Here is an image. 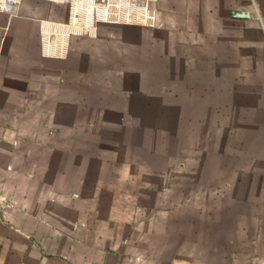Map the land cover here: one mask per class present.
<instances>
[{"label": "rangeland", "instance_id": "1", "mask_svg": "<svg viewBox=\"0 0 264 264\" xmlns=\"http://www.w3.org/2000/svg\"><path fill=\"white\" fill-rule=\"evenodd\" d=\"M138 1L151 24L67 34L59 92L14 107V127L60 146L30 161L156 213L174 231L160 261L264 264V42L228 19L235 0Z\"/></svg>", "mask_w": 264, "mask_h": 264}, {"label": "crops", "instance_id": "2", "mask_svg": "<svg viewBox=\"0 0 264 264\" xmlns=\"http://www.w3.org/2000/svg\"><path fill=\"white\" fill-rule=\"evenodd\" d=\"M61 5L59 0H20L15 16L0 11V264H189L182 258L158 260L157 249H172L174 231L158 226L156 213H127L124 196L87 192L84 180L66 176L57 160L30 161L33 153L61 152L59 145L47 150L45 136L14 127V107L44 106L49 91L59 92L62 45L77 36L64 35L69 7L63 16L52 11L64 9ZM231 12L248 17L233 18ZM228 19L264 42V0H235ZM58 100L54 96L53 102ZM66 166L77 169L74 162ZM48 170L57 176L47 178ZM163 240L169 243L157 246Z\"/></svg>", "mask_w": 264, "mask_h": 264}, {"label": "built area", "instance_id": "3", "mask_svg": "<svg viewBox=\"0 0 264 264\" xmlns=\"http://www.w3.org/2000/svg\"><path fill=\"white\" fill-rule=\"evenodd\" d=\"M69 7L68 23L61 26L64 35L90 33L92 25L97 22L108 23L110 18L128 19L133 24H151L152 18L138 0H59ZM20 0H0V11L7 16H15L18 12ZM48 43V41H46ZM45 44V43H44ZM48 52V48L45 50ZM46 52V53H47Z\"/></svg>", "mask_w": 264, "mask_h": 264}, {"label": "water", "instance_id": "4", "mask_svg": "<svg viewBox=\"0 0 264 264\" xmlns=\"http://www.w3.org/2000/svg\"><path fill=\"white\" fill-rule=\"evenodd\" d=\"M230 16L233 18H247L248 17L246 13H242V12H231Z\"/></svg>", "mask_w": 264, "mask_h": 264}]
</instances>
